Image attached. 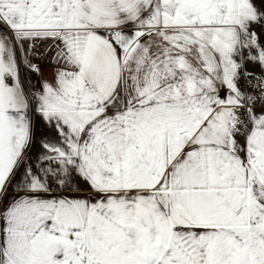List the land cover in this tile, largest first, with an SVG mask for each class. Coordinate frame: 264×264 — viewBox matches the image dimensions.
Masks as SVG:
<instances>
[{
    "label": "snow or ice",
    "instance_id": "obj_1",
    "mask_svg": "<svg viewBox=\"0 0 264 264\" xmlns=\"http://www.w3.org/2000/svg\"><path fill=\"white\" fill-rule=\"evenodd\" d=\"M0 264H264V0H0Z\"/></svg>",
    "mask_w": 264,
    "mask_h": 264
},
{
    "label": "crops",
    "instance_id": "obj_2",
    "mask_svg": "<svg viewBox=\"0 0 264 264\" xmlns=\"http://www.w3.org/2000/svg\"><path fill=\"white\" fill-rule=\"evenodd\" d=\"M44 75L48 79L52 78V67L51 66H45L44 67Z\"/></svg>",
    "mask_w": 264,
    "mask_h": 264
}]
</instances>
